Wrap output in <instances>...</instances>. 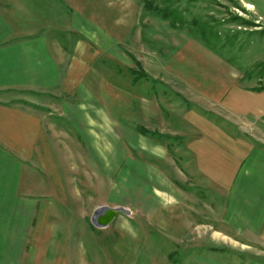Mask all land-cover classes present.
<instances>
[{"label":"crops","instance_id":"crops-1","mask_svg":"<svg viewBox=\"0 0 264 264\" xmlns=\"http://www.w3.org/2000/svg\"><path fill=\"white\" fill-rule=\"evenodd\" d=\"M64 30L62 7L42 0H0V264H226L213 251L224 244H239V252L249 257L246 264H264L256 260L264 254V146L228 133L208 116L219 110L235 118L264 117V89L242 87L239 70L192 38L180 46L169 68L176 90L196 105L180 108L181 125H172L176 113L166 114L162 99L147 95L144 81L122 86L119 119L108 123L120 121L117 136L126 142L159 135L157 128L182 138L195 172L223 194L221 210L212 217L217 223L208 221L197 198H185V206L177 195H169L139 212L154 226L146 232L132 229L137 243L129 239V229L106 227L109 222L100 229L81 227L87 217L82 204L96 194L85 193L81 172L88 170L75 163L74 155H98L95 133L84 137L89 146L78 143L72 149L65 141L71 133L59 126L66 122L72 132L70 126L79 119L74 109L82 106L80 87L88 95L84 101L96 98L97 53L90 43L84 45V57L80 43L75 54L68 52L73 46L66 47ZM106 76L112 91L118 83L112 72ZM19 91L24 99L13 96ZM44 92L55 98L30 97ZM102 151L109 154L106 144ZM166 198L171 199L168 205ZM117 213L102 214L101 223ZM156 236V242H149ZM130 251L136 252L135 259L125 258ZM180 251L185 253L178 258Z\"/></svg>","mask_w":264,"mask_h":264},{"label":"rangeland","instance_id":"rangeland-1","mask_svg":"<svg viewBox=\"0 0 264 264\" xmlns=\"http://www.w3.org/2000/svg\"><path fill=\"white\" fill-rule=\"evenodd\" d=\"M42 2L60 7V10L63 8L66 47L73 46L66 48L68 52L75 54L74 47L80 43L82 50L79 55L84 57L86 55L84 45L86 44V47L89 43L91 46L96 45L97 82L94 84L96 98L90 97L91 102L84 101L82 96L88 95L80 87L77 101H82V106L74 109L75 112H79L76 126H70L72 132L66 122H60L59 126L71 133V138L67 137L65 141L72 149L77 148L78 143L80 146L86 147V144L89 146L90 142L86 143L85 140L88 138L87 133L96 135L93 136L92 142L98 148V155L88 157L74 155L75 163L80 164L81 169L88 170L81 172V176L84 177L80 183L85 193L87 196L90 194V197L93 191L96 194V198L91 197L88 204H82L87 217L82 221L81 227L100 229L101 227L93 220L99 208L123 207L127 209V213L120 210L106 227L129 229V239H134L137 243V236L132 229L143 227L146 232L154 226L151 220L141 217L139 212L148 211L157 205L156 202L161 197L169 195H177L182 199L180 201L182 205H185V198H197V206L206 209L210 215L208 221L216 224L217 220H213L212 217L221 210L219 202L222 201L223 194L210 186V183L205 185L203 176L195 172L194 157L187 150L182 138L172 135L169 129L157 128L155 131L159 135L149 134L144 139L129 138L126 142L117 136L122 131L120 121L115 124L108 122L110 118L119 119L122 111L120 106L122 86L144 81L148 83L146 91L150 98L155 95L162 100L168 99L165 102L161 100V105L166 114L176 113V124L172 125L176 127L181 125L180 108L190 109L196 105L176 90L178 82L171 77L169 68L180 46L189 38L203 44L239 70L241 76L238 83L242 87L263 90L264 0H42ZM88 14L92 19L87 18ZM109 30L114 31L115 35L108 34ZM109 56H113V59L110 60ZM125 61L128 63H124ZM108 72L113 73V78L118 83L112 86V91L110 82L108 84L107 81L110 78L106 76ZM142 72L146 75H140ZM127 75L129 82L126 80ZM46 93H41L42 97L39 95L30 97L49 100L55 98ZM107 93H112V97L106 98ZM12 94L14 97L24 99V93L21 91ZM89 102L90 105L87 106ZM197 106L201 110L200 106ZM66 112L70 114L71 111L66 109ZM209 114V118L228 133H236L249 138L254 144L264 146V117L235 118L219 110ZM110 131L113 134H110ZM105 144L109 154L102 151ZM89 163L94 165L97 171L94 173L89 171ZM165 201V205H168L171 199L166 198ZM158 238L153 237L149 242H156ZM167 241L166 237L164 242L167 244ZM224 245V248L213 249L215 256L223 257L226 264L247 263L249 257L239 252V244L235 247ZM184 253L177 252L178 258L183 257ZM164 254L167 255V251ZM258 257H256L258 262L264 260L263 253L260 258ZM125 258L135 259L136 252L130 251Z\"/></svg>","mask_w":264,"mask_h":264},{"label":"water","instance_id":"water-1","mask_svg":"<svg viewBox=\"0 0 264 264\" xmlns=\"http://www.w3.org/2000/svg\"><path fill=\"white\" fill-rule=\"evenodd\" d=\"M122 208H110V207H103V208H99L96 212L95 215L93 217V220L95 222L96 225L102 226V225H106L108 222H110L111 219H108L107 221L101 223L102 220H100V216L102 214H107L108 211L111 212V214L114 216L117 211L121 210Z\"/></svg>","mask_w":264,"mask_h":264},{"label":"trees","instance_id":"trees-1","mask_svg":"<svg viewBox=\"0 0 264 264\" xmlns=\"http://www.w3.org/2000/svg\"><path fill=\"white\" fill-rule=\"evenodd\" d=\"M140 75L144 76V75H146V73H145V72H142ZM263 89H264V88H263Z\"/></svg>","mask_w":264,"mask_h":264}]
</instances>
